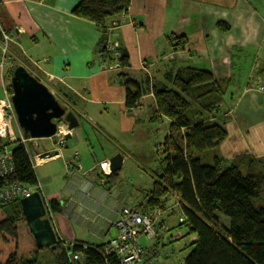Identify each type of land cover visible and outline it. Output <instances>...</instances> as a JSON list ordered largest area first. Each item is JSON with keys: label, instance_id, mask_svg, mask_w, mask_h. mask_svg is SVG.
Instances as JSON below:
<instances>
[{"label": "crops", "instance_id": "0c3cea01", "mask_svg": "<svg viewBox=\"0 0 264 264\" xmlns=\"http://www.w3.org/2000/svg\"><path fill=\"white\" fill-rule=\"evenodd\" d=\"M80 2L0 0V29L11 39L8 62H25L19 66L29 73L31 66L55 95L49 86L54 85L61 99L55 97L79 121L64 147L54 136L31 140L17 128L27 139L47 206L52 200L61 204V212L49 214L58 238L102 245L117 236L114 223L122 208L136 210L145 202L158 179L162 151L173 152L178 140L185 141L184 128L153 118L157 104L148 83L161 82L166 72L193 67L212 72L217 81L232 80L225 99L232 107L218 117L228 132L220 153L229 162L246 154L264 160V0H131L127 13L106 22L104 53L98 26L72 13ZM175 37L186 39L183 50L174 47ZM122 50L129 67L120 64ZM120 73L147 89L136 110L126 108ZM71 146L83 147L69 152ZM118 153L123 166L107 188L109 160ZM161 260L183 261L173 253Z\"/></svg>", "mask_w": 264, "mask_h": 264}, {"label": "trees", "instance_id": "16d2710c", "mask_svg": "<svg viewBox=\"0 0 264 264\" xmlns=\"http://www.w3.org/2000/svg\"><path fill=\"white\" fill-rule=\"evenodd\" d=\"M130 5L131 0H81L72 13L98 26L99 51L104 53L109 34L106 22L127 13ZM173 40L175 48L183 50L186 46L184 38ZM119 55L120 64L129 67L127 51H119ZM18 66L8 69L10 78ZM119 78L126 89V108L138 109L147 89L125 73H120ZM148 84L157 104L153 118L166 117L184 128L185 141L178 140L173 152L162 151L158 179L136 210H161L157 235L165 230L169 217L181 211L177 226L187 230L185 237L195 236L185 248L190 251L182 264H264V160L246 154L229 162L220 153L228 132L218 117L232 107L225 99L233 81H217L208 70L181 67L166 72L161 82ZM6 148L12 152L13 172L0 176V190L19 182L40 192L27 142L23 143L20 137L0 138V150ZM118 176V171L105 175L104 186L111 188ZM61 209L56 200L48 204L49 214ZM0 211V241L16 239L20 223L26 222L20 201ZM221 216L228 219L227 225ZM106 246L83 241L69 243L58 238L55 249L36 245L31 257L18 256L13 251L4 261L0 246V264H41L43 249L49 252L44 260L53 264H120L115 254L106 252ZM152 246L159 247L158 243Z\"/></svg>", "mask_w": 264, "mask_h": 264}, {"label": "water", "instance_id": "95a60500", "mask_svg": "<svg viewBox=\"0 0 264 264\" xmlns=\"http://www.w3.org/2000/svg\"><path fill=\"white\" fill-rule=\"evenodd\" d=\"M13 90L12 104L17 122L29 139L51 138L57 131L59 122L67 124L70 131L79 125L73 111H67L49 88L31 75L24 66H18L11 78ZM2 102L0 101V107ZM71 134L66 137L70 138ZM56 152H49L42 157L52 156ZM124 162V156L116 154L109 160L108 168L111 173L119 171ZM26 222L34 237L37 247L58 244V234L48 213V206L41 192H33L20 201Z\"/></svg>", "mask_w": 264, "mask_h": 264}, {"label": "built area", "instance_id": "2783aa9c", "mask_svg": "<svg viewBox=\"0 0 264 264\" xmlns=\"http://www.w3.org/2000/svg\"><path fill=\"white\" fill-rule=\"evenodd\" d=\"M0 30L3 35V45L0 44V50L3 49L4 51L3 54L0 53V63L6 61L8 64L11 54L9 48L11 39L7 32L2 28ZM5 107L10 108L11 114L15 112L11 105H6V103L2 102L1 109L3 111L1 113L5 125L2 129L0 128V138H4L8 132L5 121ZM63 126L60 124L57 133L54 135L56 143L60 147L65 146L67 136L66 127L64 129ZM21 140L23 143H26L24 137H21ZM101 169L108 172L105 163L101 164ZM12 172L13 159L11 150L9 148L0 150V176H7ZM33 192L31 187L19 182H13L0 190V208L12 204L15 201H21V199L30 196ZM161 214V210L159 209L141 212L130 207H123L120 217L114 223L117 236L107 244L106 252L115 254L120 264H163V260L157 261L158 257L161 256L160 248L152 245L144 246L141 241L142 237H145L148 241L157 237V226L159 225ZM183 220L184 218L180 219L181 222ZM77 258L75 256V259Z\"/></svg>", "mask_w": 264, "mask_h": 264}, {"label": "rangeland", "instance_id": "374dc122", "mask_svg": "<svg viewBox=\"0 0 264 264\" xmlns=\"http://www.w3.org/2000/svg\"><path fill=\"white\" fill-rule=\"evenodd\" d=\"M0 35H2V33H0ZM11 43V42H9ZM0 44L3 45V41L0 40ZM0 53H4L3 49L0 50ZM25 62H21V61H14L10 60L7 64L6 61H4L3 63H0V101H2L3 103H6V105H11L14 111V107L12 105V87H11V78H10V73L11 71H8V69H11L14 65H25ZM27 69L30 71V73L32 75H34L36 72L31 71L32 67L30 66L29 68L27 67ZM33 70V69H32ZM37 71V70H36ZM37 75V74H35ZM37 77V76H36ZM55 95H56V90L54 85H49ZM58 98L59 96L56 95ZM61 99V98H59ZM5 101V102H4ZM61 101V100H60ZM62 105L65 104L63 101L60 102ZM67 105V104H66ZM63 105L67 108V111H69V109H72V107L70 106H66ZM2 108V106L0 107ZM73 110V109H72ZM1 111H3L1 109ZM10 108H6L5 107V114H6V124H7V135L4 138H11L13 140H17L19 139V135H18V130L17 128H19L18 122H17V116L14 112V114H11L10 112ZM63 128L65 129L66 127V135L71 134L72 131H70L68 129L67 124L63 123ZM66 125V126H65ZM153 140H155V137H153ZM81 147H75V146H71L69 149V152H74L75 149H77L78 151H80ZM157 152H155L154 154L156 155ZM83 155H85L83 153ZM156 157V156H155ZM138 167V166H137ZM153 167H157V166H151V168L153 169ZM154 168V169H155ZM127 170L123 169L124 174H126ZM142 174L145 173H149L148 171H146L145 169H142L141 172ZM1 211H0V217L1 216ZM182 216V213L180 210H177L176 213H174L173 215H171V217H169V219L166 222L165 225V230L161 231L158 233L157 237L151 241L146 240L145 237L141 238V241L143 243L144 246H148V245H152L155 243H158L159 248L161 250V254H163V256H166L170 253H173L177 259L183 260V258L185 256H187L189 254L190 248L185 249L189 244H191V242L195 239L194 235H189L187 237H185L184 235L187 233V230L182 227L179 228L177 225L179 224V217ZM221 219L223 221V223L225 225L228 224V219L224 216H221ZM18 237L15 238H10L9 240H3L0 241V246L2 248V257L1 260L4 261L7 256L13 252L16 251L18 256H22V257H31L36 251V245L34 242V238L30 232L29 226L25 221H22L19 225L18 228ZM184 236V237H183ZM183 237V238H182ZM41 253V264H46V262L50 261L48 259L44 260V258H46L49 255V252L46 250H40ZM50 259V258H49ZM50 264L51 263L50 261Z\"/></svg>", "mask_w": 264, "mask_h": 264}, {"label": "bare ground", "instance_id": "6f19581e", "mask_svg": "<svg viewBox=\"0 0 264 264\" xmlns=\"http://www.w3.org/2000/svg\"><path fill=\"white\" fill-rule=\"evenodd\" d=\"M5 125L4 118L2 117L1 108H0V128L2 129Z\"/></svg>", "mask_w": 264, "mask_h": 264}, {"label": "clouds", "instance_id": "9594fccd", "mask_svg": "<svg viewBox=\"0 0 264 264\" xmlns=\"http://www.w3.org/2000/svg\"><path fill=\"white\" fill-rule=\"evenodd\" d=\"M61 123H64V122H61ZM65 124V123H64ZM59 125H60V123H59ZM26 139V138H25ZM26 141H27V139H26Z\"/></svg>", "mask_w": 264, "mask_h": 264}]
</instances>
